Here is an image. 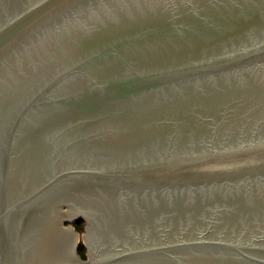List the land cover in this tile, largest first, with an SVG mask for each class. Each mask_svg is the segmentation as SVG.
<instances>
[{"label":"water","instance_id":"obj_1","mask_svg":"<svg viewBox=\"0 0 264 264\" xmlns=\"http://www.w3.org/2000/svg\"><path fill=\"white\" fill-rule=\"evenodd\" d=\"M160 2L176 15L177 0H0V264H264V213L221 227L229 205L218 204L179 226L163 216L154 226L159 234L135 220L125 225L132 219L125 207L139 196L264 199V118L239 128V141H230L232 128L229 138L215 133L200 150L194 134L182 145L188 139L180 127L189 120L173 114L195 115L200 107L189 104L211 92L199 91L206 83L216 90L264 83V0L225 1L248 15L255 10L263 25L247 16L252 28L242 38L180 62L145 67L128 55L167 50L145 40L146 27L98 38L135 19V7ZM133 125L176 128L149 145L117 150ZM149 204L148 214L158 208ZM80 220H87V258L73 226Z\"/></svg>","mask_w":264,"mask_h":264},{"label":"flooded vegetation","instance_id":"obj_2","mask_svg":"<svg viewBox=\"0 0 264 264\" xmlns=\"http://www.w3.org/2000/svg\"><path fill=\"white\" fill-rule=\"evenodd\" d=\"M225 1L227 0H188L187 2H184L183 0H177L178 10H176L177 12L174 16L172 15L169 6L164 2H160L154 8H151L150 6L148 7L146 5L144 6V11L142 12L140 9L135 7V19H127L126 17L125 23L122 27L110 26L107 30L101 31L98 38L104 39L110 37L113 34L118 35L128 32L133 30L135 26H138V29L141 30H143L144 27H146L147 30H152L151 32L147 33L148 36L145 37V40H148L149 42L161 41L162 46L167 50H157L152 54L146 52H129L128 54L129 56L132 54L133 56H139L140 61H143L142 63L145 65V67L150 65H154L155 67L157 64L163 65L166 62H180L184 59L200 57L204 54L206 55L211 53H207V50L218 47L220 44L222 45L231 39L237 40L242 38L241 36H243L249 28H252H246L247 16H250V24L256 28L263 25L260 18L261 14L255 12V10L249 13L250 15H248L237 6L231 7H237L238 9H230V7L225 4ZM213 2H221L223 3L221 4L223 6L219 8L218 5L214 4ZM179 25H186L187 30H179ZM215 25L224 27L232 26L236 28V34L229 35L227 32L221 34V32L216 30ZM192 27L197 29L190 30ZM221 45L218 47V49L221 48ZM192 87L194 90H198L195 89L194 86ZM205 88L206 89L199 91L203 92L205 90H210L211 92L208 93V95L201 96V98L195 96L194 98L197 99L193 100L191 102L192 104H189L193 107H200L195 115L192 117H187L185 115L186 113L184 112V109L182 108L176 109L173 112V114L176 115H174L176 120H181L182 122L185 120V118L189 120V124L184 125L182 123L183 125L180 127V130L184 133L183 135H187L186 139L189 140L188 141L183 138L184 140L182 141V145L184 147L186 144L187 146L191 144L190 138L193 137L192 135L194 134L197 139L196 148L202 150V143L203 141L205 142L208 137L218 133L219 138H229L227 135L229 133L228 130H231L232 128H234V132L233 136L229 138L230 141H239L241 135L239 128L245 124L250 126L257 119L264 118V116H262L264 113V83L252 84L249 88L240 86L237 83H234L233 86L230 87V85L227 86V84L224 83L223 85L219 84V87H216L217 90L214 89L213 86L207 85L206 83ZM207 115L211 119L208 122H204L203 119L206 118ZM133 127L136 130L134 132H130V134H132L129 135L127 139L124 138L118 143L119 146L117 150L125 152L131 145H136L137 147L141 144V142L144 143L145 141L146 144L149 145L153 140L152 138L156 137L155 135H161L165 137L170 132L173 133L174 129L176 128L173 127V125L163 128L155 126L154 128L152 127L151 132L146 131L145 128L144 131L146 132H141L143 131L142 127H139L138 125H133ZM217 130L219 131L217 132ZM138 148L136 149L139 150ZM188 189L189 188L174 190L188 191ZM200 191L202 192L203 190ZM138 192L141 194L144 191ZM156 192H159L160 195L164 193L162 189H157ZM170 197L171 196L165 195L148 197L139 196L140 200L136 203L133 202V198H130V202L133 204L131 205L132 209H129L130 204H128L125 208L130 211L129 215L132 217V219L126 221L125 225H128L135 220L134 224H136L139 228H144L147 224L152 226L154 229L153 232L155 234H159L156 233L157 227L154 226L157 225V221L163 216H165L164 220H170L173 218L175 220V226H179V221L182 218L184 220L188 214H193L194 218H199V216L202 214L211 213L209 211L214 209V207L218 204L224 207L225 204L229 205L227 208L225 207L226 209L221 215L222 219L224 220L221 227L223 225H228L230 227L232 225L238 226L240 225L241 220H253L255 215H261L264 213V199H262L260 196H256L253 202L248 201L243 195L236 197H226L221 194L209 196L202 195L198 191L195 192L193 197H189L188 200L186 199L185 195H176L172 196L171 198ZM149 203L156 204L158 207L157 210L151 212L150 214H148L149 212L147 209H150L152 205ZM144 210L147 211L145 212ZM112 213L116 214L117 209L115 210L114 208ZM104 214L105 213H101L102 216H104ZM200 221L201 219H198L197 223L201 224L202 221ZM114 224L118 225L117 222ZM124 229L125 227L123 225V228L120 231L121 235L127 233V231ZM168 230H170V228ZM173 230L175 231L177 228L173 227ZM200 230V228L197 229V226L190 228V232L196 234Z\"/></svg>","mask_w":264,"mask_h":264},{"label":"trees","instance_id":"obj_3","mask_svg":"<svg viewBox=\"0 0 264 264\" xmlns=\"http://www.w3.org/2000/svg\"><path fill=\"white\" fill-rule=\"evenodd\" d=\"M75 227L78 231H83L84 230V226H83V221H77L75 223ZM79 253L81 254V256H83L84 258H86V246L84 245V243H80L79 246Z\"/></svg>","mask_w":264,"mask_h":264},{"label":"rangeland","instance_id":"obj_4","mask_svg":"<svg viewBox=\"0 0 264 264\" xmlns=\"http://www.w3.org/2000/svg\"><path fill=\"white\" fill-rule=\"evenodd\" d=\"M69 224L70 223H68L67 225H69ZM83 226H84V230L83 231H79V233H80V243H84L83 235L86 233L87 220H83ZM87 253H88V249L86 247V255H87ZM86 258H87V256H86Z\"/></svg>","mask_w":264,"mask_h":264}]
</instances>
